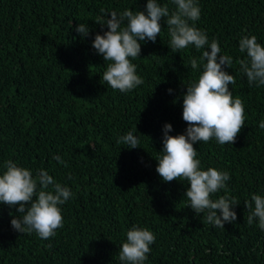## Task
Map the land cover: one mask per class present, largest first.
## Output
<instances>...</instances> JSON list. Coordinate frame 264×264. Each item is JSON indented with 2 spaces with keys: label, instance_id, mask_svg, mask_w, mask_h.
Masks as SVG:
<instances>
[{
  "label": "trees",
  "instance_id": "obj_1",
  "mask_svg": "<svg viewBox=\"0 0 264 264\" xmlns=\"http://www.w3.org/2000/svg\"><path fill=\"white\" fill-rule=\"evenodd\" d=\"M157 2L176 10L171 0ZM197 3L195 27L233 58L224 70L236 80L233 98L244 103L234 144H194L202 170L230 174L211 198H234L236 221L224 229L207 223L206 212L198 216L189 206L188 181L164 182L156 171L164 126L172 125L171 136L186 134L183 96L203 72L189 60L207 46L172 52L162 18L155 43L140 42V57L129 58L144 83L125 93L102 80L110 62L93 42L109 31L101 24L111 12H146L147 0H0V175L11 160L34 178L48 172L73 194L58 206L63 227L47 240L15 231L18 206L0 203V264H122L120 249L133 227L156 237L144 264H264V230L258 220L247 223L245 205L254 209L252 195L264 197V85H249L237 63L248 59L239 50L243 36L264 46V0ZM79 24L88 25L87 37L76 31ZM129 131L139 148L118 142Z\"/></svg>",
  "mask_w": 264,
  "mask_h": 264
},
{
  "label": "clouds",
  "instance_id": "obj_2",
  "mask_svg": "<svg viewBox=\"0 0 264 264\" xmlns=\"http://www.w3.org/2000/svg\"><path fill=\"white\" fill-rule=\"evenodd\" d=\"M171 2L176 6L171 13L167 5L161 6L157 0H147L146 12L125 10L119 15L111 12V18L101 24L106 25L109 31L104 35L97 34L93 47L106 62H110L102 80L111 88L126 93L144 83L129 58L140 57V42L155 43L162 31V18H166L170 36L168 46L172 52L184 50L190 45L197 50L207 46L199 60L195 57L189 60L193 70L203 65V72L196 82L186 86L187 92L183 96L182 117L188 124L186 134L171 136L172 125L164 126V149L157 160L156 171L164 182L181 178L188 181L190 188L186 197L190 201L189 206L198 216L206 212L207 223L224 229L225 223H234L237 219L236 212L232 210L238 205L237 201L227 195L216 200L211 197L226 189L230 174L215 168L202 170L194 144L201 141L208 143L213 138L221 145L234 144L245 125L244 103L240 97L233 98L229 85H234L236 80L224 70V66L231 67L233 58L221 55L219 42L213 39L209 43L207 34L195 27L201 16L197 0ZM76 31L83 37L89 35L88 25L85 24H79ZM239 50L248 57L237 63L249 85H264V46L257 42L256 36L245 35L239 41ZM259 127L264 129V120L260 121ZM118 142L129 145L130 149L139 148V140L131 131ZM54 159L65 163L59 156ZM5 167L6 171L0 175V203L18 206L19 215L11 220L13 229L21 234L35 232L45 240L55 236L56 230L63 227V216L58 206L73 195L70 189L56 182L44 170H40L34 178L30 170L18 167L11 160L6 162ZM251 200L254 209L252 204L245 202L250 210L247 223L251 225L258 220L259 228L264 230V197L253 194ZM126 239L120 249L119 260L122 264H144L151 251L150 245L156 241L154 233L147 228L133 227L127 232Z\"/></svg>",
  "mask_w": 264,
  "mask_h": 264
},
{
  "label": "bare ground",
  "instance_id": "obj_3",
  "mask_svg": "<svg viewBox=\"0 0 264 264\" xmlns=\"http://www.w3.org/2000/svg\"><path fill=\"white\" fill-rule=\"evenodd\" d=\"M222 19V18H221ZM48 28V27H47ZM48 54V53H47Z\"/></svg>",
  "mask_w": 264,
  "mask_h": 264
}]
</instances>
